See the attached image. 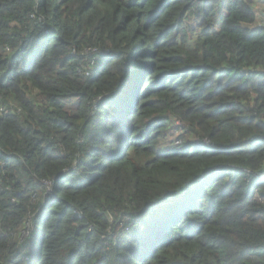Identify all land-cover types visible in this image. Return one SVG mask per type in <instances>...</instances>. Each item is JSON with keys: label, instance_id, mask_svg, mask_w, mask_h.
<instances>
[{"label": "trees", "instance_id": "16d2710c", "mask_svg": "<svg viewBox=\"0 0 264 264\" xmlns=\"http://www.w3.org/2000/svg\"><path fill=\"white\" fill-rule=\"evenodd\" d=\"M260 174L264 0H0V264H264Z\"/></svg>", "mask_w": 264, "mask_h": 264}, {"label": "clouds", "instance_id": "9594fccd", "mask_svg": "<svg viewBox=\"0 0 264 264\" xmlns=\"http://www.w3.org/2000/svg\"><path fill=\"white\" fill-rule=\"evenodd\" d=\"M100 99H101V98H99V97H98V98H96V100H95V104H96V103H97V102H98ZM260 176H262V177H263L264 175H263V174H260Z\"/></svg>", "mask_w": 264, "mask_h": 264}]
</instances>
